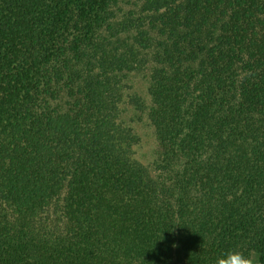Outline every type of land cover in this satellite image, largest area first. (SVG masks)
<instances>
[{"label":"trees","instance_id":"trees-1","mask_svg":"<svg viewBox=\"0 0 264 264\" xmlns=\"http://www.w3.org/2000/svg\"><path fill=\"white\" fill-rule=\"evenodd\" d=\"M235 247L264 264V0H0V264Z\"/></svg>","mask_w":264,"mask_h":264},{"label":"rangeland","instance_id":"rangeland-1","mask_svg":"<svg viewBox=\"0 0 264 264\" xmlns=\"http://www.w3.org/2000/svg\"><path fill=\"white\" fill-rule=\"evenodd\" d=\"M133 87L141 95L145 94L146 91V79L143 75H137L133 79ZM135 129L141 136V144L138 147L139 156L145 162L152 158V154L155 148V137L153 130L146 121H135Z\"/></svg>","mask_w":264,"mask_h":264},{"label":"clouds","instance_id":"clouds-1","mask_svg":"<svg viewBox=\"0 0 264 264\" xmlns=\"http://www.w3.org/2000/svg\"><path fill=\"white\" fill-rule=\"evenodd\" d=\"M215 264H259V262L252 251L235 247L222 253L216 259Z\"/></svg>","mask_w":264,"mask_h":264}]
</instances>
